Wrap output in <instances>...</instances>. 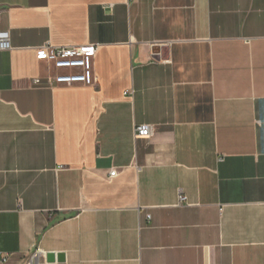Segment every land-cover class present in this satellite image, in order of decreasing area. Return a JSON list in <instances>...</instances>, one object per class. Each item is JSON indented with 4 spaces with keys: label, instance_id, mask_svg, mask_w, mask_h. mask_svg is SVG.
Wrapping results in <instances>:
<instances>
[{
    "label": "crops",
    "instance_id": "1",
    "mask_svg": "<svg viewBox=\"0 0 264 264\" xmlns=\"http://www.w3.org/2000/svg\"><path fill=\"white\" fill-rule=\"evenodd\" d=\"M0 10V264H264V0ZM46 44L97 45V84Z\"/></svg>",
    "mask_w": 264,
    "mask_h": 264
},
{
    "label": "built area",
    "instance_id": "2",
    "mask_svg": "<svg viewBox=\"0 0 264 264\" xmlns=\"http://www.w3.org/2000/svg\"><path fill=\"white\" fill-rule=\"evenodd\" d=\"M1 13V10H0ZM8 32L0 33V50L10 48V39ZM98 46L95 44L83 46H51L49 44L40 46L36 50V57L40 61H46L50 65L52 72L47 78L49 85H70L82 84L94 86L97 84V78L94 72V61L97 55ZM152 126L142 125L136 128V136L148 137L152 133ZM117 174V170H111L110 177ZM187 197L184 194L179 195V203L184 202ZM150 217V216H148ZM41 249H37L31 254L27 264H40L39 255L43 254ZM2 262L9 259L6 252L0 253Z\"/></svg>",
    "mask_w": 264,
    "mask_h": 264
},
{
    "label": "water",
    "instance_id": "3",
    "mask_svg": "<svg viewBox=\"0 0 264 264\" xmlns=\"http://www.w3.org/2000/svg\"><path fill=\"white\" fill-rule=\"evenodd\" d=\"M57 256V259L60 258L61 254H55V253H49L48 254V259L50 262H54L55 261V258ZM47 259V260H48ZM59 260V259H58Z\"/></svg>",
    "mask_w": 264,
    "mask_h": 264
}]
</instances>
